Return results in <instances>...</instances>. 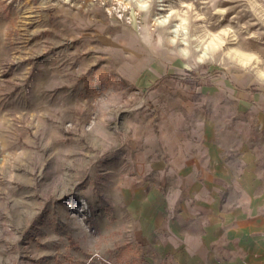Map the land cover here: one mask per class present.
I'll return each instance as SVG.
<instances>
[{
	"label": "rangeland",
	"instance_id": "rangeland-1",
	"mask_svg": "<svg viewBox=\"0 0 264 264\" xmlns=\"http://www.w3.org/2000/svg\"><path fill=\"white\" fill-rule=\"evenodd\" d=\"M170 117L264 214V0H0V264H149L125 176Z\"/></svg>",
	"mask_w": 264,
	"mask_h": 264
},
{
	"label": "crops",
	"instance_id": "crops-1",
	"mask_svg": "<svg viewBox=\"0 0 264 264\" xmlns=\"http://www.w3.org/2000/svg\"><path fill=\"white\" fill-rule=\"evenodd\" d=\"M170 118L171 134L159 138L163 146L139 154L142 163L125 176L130 185L151 189L150 205L134 213V241L148 251L149 264H264L258 195L247 185L243 190L225 152L208 138L192 145L189 130L181 133ZM235 200L245 205L227 209L224 202Z\"/></svg>",
	"mask_w": 264,
	"mask_h": 264
}]
</instances>
